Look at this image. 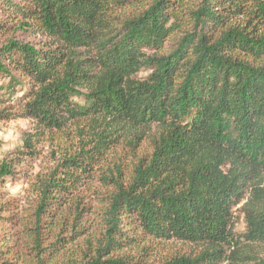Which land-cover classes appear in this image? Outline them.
I'll list each match as a JSON object with an SVG mask.
<instances>
[{
  "label": "trees",
  "instance_id": "16d2710c",
  "mask_svg": "<svg viewBox=\"0 0 264 264\" xmlns=\"http://www.w3.org/2000/svg\"><path fill=\"white\" fill-rule=\"evenodd\" d=\"M13 119L31 130L0 157V264H148L135 258L157 241L201 247L161 264H264V0H0V123ZM71 124L25 203L7 197ZM123 146L129 166L107 167Z\"/></svg>",
  "mask_w": 264,
  "mask_h": 264
},
{
  "label": "rangeland",
  "instance_id": "374dc122",
  "mask_svg": "<svg viewBox=\"0 0 264 264\" xmlns=\"http://www.w3.org/2000/svg\"><path fill=\"white\" fill-rule=\"evenodd\" d=\"M75 124L69 125L63 132L55 133L48 137H45L39 144L36 146L37 155L32 159H24L22 162L21 168L22 172L25 174L19 175L20 178L15 180L13 184L6 183V186L9 188L10 194L7 195L9 198H17L23 204L25 203L27 194V182L38 172H45L47 169L52 167L56 159L59 157V154L65 150L67 146L71 144L74 145V142L70 137L67 136L68 133L74 131ZM31 130V123L27 119H13L0 123V139L2 140V147L0 150V157L12 156L15 157V150L19 149L22 145V133L24 131ZM138 131H132L126 135V139H134ZM128 147L123 146L117 150H113L110 155L112 162L107 163V167L113 165L116 162H120L124 168L128 167L130 162L129 160L134 159V156L128 152ZM120 155L121 160L116 161V155ZM129 156V158H127ZM115 160V162H113ZM7 191V189L5 190ZM66 212V210L61 211V214ZM86 229L89 231L91 239L95 242L96 237L100 228L97 227V224L94 223L95 215L91 214L87 216ZM233 231L235 233H242L245 231V220L244 214L241 210V205H238L234 209L233 214ZM67 236L71 235L72 232L68 231ZM79 244H83L81 241ZM257 246V245H256ZM201 247L185 244L178 241H157L150 243V247L147 249V256L141 255L136 257L135 260L140 259L142 262L148 264H161L162 261L167 258L178 254V253H190L197 254L200 251ZM143 252V251H142ZM141 252V253H142ZM230 252V249H227V254ZM253 255L259 259L264 260V246H257L251 251ZM250 253V250L248 251ZM261 260L254 261L251 264H259ZM223 264H232L229 261H225Z\"/></svg>",
  "mask_w": 264,
  "mask_h": 264
}]
</instances>
